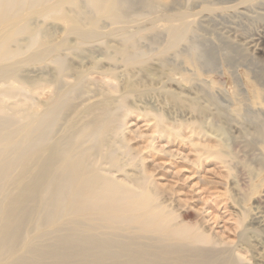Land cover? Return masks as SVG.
<instances>
[{"label":"bare ground","instance_id":"bare-ground-1","mask_svg":"<svg viewBox=\"0 0 264 264\" xmlns=\"http://www.w3.org/2000/svg\"><path fill=\"white\" fill-rule=\"evenodd\" d=\"M168 1L0 0V264H246L235 246L176 223L177 216L166 211L155 192L165 184L156 182L149 169H141L140 176L123 172L137 163L153 164L151 156H137L134 151L141 149L125 137L126 96L145 92L143 76L136 77L150 61L166 71L164 83L176 87L177 60L196 70L212 67L215 53L199 43L200 30L235 19L264 23V0ZM53 18L63 25H50ZM262 42L264 35L253 34L238 51L255 61L264 53ZM86 52H99L109 65L100 73L109 79L102 98L92 102L80 101L90 69L73 62ZM115 71L128 78L122 88L113 81ZM202 82L194 85L205 88L208 83ZM261 86L252 93L260 104L255 110L211 114L213 120L231 123L234 143L246 140L242 152L249 151L256 167L264 163ZM196 107L203 114L207 110ZM157 147L152 146L171 159L179 154ZM234 151L229 155L234 169L251 170ZM247 183L237 178L230 189L244 197ZM253 210L248 228L242 227L248 212L240 214L241 240L264 237V209ZM204 213L208 222L216 221Z\"/></svg>","mask_w":264,"mask_h":264},{"label":"rangeland","instance_id":"rangeland-1","mask_svg":"<svg viewBox=\"0 0 264 264\" xmlns=\"http://www.w3.org/2000/svg\"><path fill=\"white\" fill-rule=\"evenodd\" d=\"M160 1L161 4H168L169 2L168 0ZM245 20H229L228 22H221L217 26H207V30L206 28L201 29V32L198 33L201 39L199 38L198 41L202 47L215 53V64L209 68L203 66L200 70H196L186 62L177 60L175 64L177 66L175 78L179 81L177 87L164 83L166 71L162 68H160L161 70L158 69L155 66V60L148 62L147 70L139 73L136 78L143 76L140 84L141 89L144 87L145 92H133L127 95L128 98L126 96V107L129 115L127 114L126 117L127 128L124 134L132 147L137 150L141 149V152L134 151L137 156L140 158L151 156L150 159L153 160V164L136 162L137 167L133 165L128 168L125 167L123 172L140 176L141 169H149L148 171L155 177L156 182L165 184L164 186L160 185L155 192L158 196V202L166 207V211H171L177 216L176 223L179 222L186 228L207 236L213 242L223 243L228 247L235 246L238 253L245 258L246 264H264V237L247 235L250 237H248V241L239 238L242 227L247 226L248 228L250 226V217L255 212L253 208L259 206L261 211L264 209V163L262 167H256L247 155L249 151L246 152V155L242 152L245 150L243 146H245L246 140L239 139V142L242 143H234L236 138H232L235 134L232 133L231 123L218 118L213 120L214 116L211 115L222 110L224 114L226 112L227 115H234L233 111L238 107L246 111L248 109L255 110L254 108L260 105L252 98V93H257L263 88L261 85L264 84V53L256 54L255 61H249L246 60L241 51H238L240 48L238 45L244 43L245 39L250 38L253 34L264 35V23L256 20ZM48 23L57 27L63 25L64 21L60 18H53ZM261 44L259 48L264 51V42ZM95 53L91 55L86 52L81 56L73 57L75 63L73 64L79 66L78 69H90L85 86L83 85L82 88L84 90L81 91L83 97L80 96L82 99L80 101L90 99L92 102L101 99L102 92L106 87L105 83L109 80L102 79L103 76L100 75L104 69L109 68L108 62L102 58L99 52ZM224 57L229 58L230 61L226 62L227 59ZM78 62L80 64H77ZM94 65L96 68H92ZM83 66L84 68H82ZM115 72L116 77L113 81L116 86L122 88L128 78L121 71ZM23 74L33 76V73L29 74L27 71ZM148 76L150 77L148 78ZM190 77L191 79H189ZM123 80L125 81L124 84ZM203 80L208 83L205 88L204 86L201 88L202 84L201 87L194 85L198 82L203 83ZM171 95L176 98H171ZM208 95L211 96V99ZM240 102H242V106ZM196 106L207 107V110L203 114ZM197 113H201L202 116ZM159 117L164 118L163 122H157ZM251 120L253 119L251 118ZM217 126L220 128L218 129ZM136 127H139L137 132H132ZM161 127L165 129L162 134L159 132ZM221 130L225 132V135ZM160 135L163 138L157 139ZM152 138L155 140L152 141ZM150 144L156 146L157 149V146L163 145L167 147L166 149L178 150L177 153L179 154L174 159L167 155H159L158 151H155ZM232 150H235L236 157L238 156L243 160L244 164L245 162H247L246 164L250 163L251 170L244 172L242 168L234 169L232 158L229 157L230 153L233 152ZM240 177L249 180L243 189L245 198L242 195L236 196L235 192L230 189L236 179H240ZM178 191L182 193H178ZM189 192L195 193L190 194ZM197 192L201 193L199 198H195L199 195ZM196 193L197 195L194 196ZM204 211H209L215 215L216 221L208 222V214L205 215ZM243 211L248 212V214L246 219L244 217L241 227L238 220ZM258 252L260 254L257 256Z\"/></svg>","mask_w":264,"mask_h":264}]
</instances>
